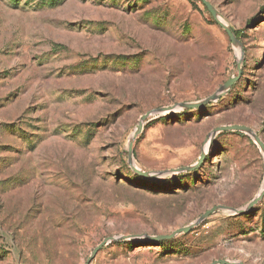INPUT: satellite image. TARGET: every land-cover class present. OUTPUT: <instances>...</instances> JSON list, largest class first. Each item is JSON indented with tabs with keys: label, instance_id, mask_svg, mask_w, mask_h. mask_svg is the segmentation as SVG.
Wrapping results in <instances>:
<instances>
[{
	"label": "rangeland",
	"instance_id": "1",
	"mask_svg": "<svg viewBox=\"0 0 264 264\" xmlns=\"http://www.w3.org/2000/svg\"><path fill=\"white\" fill-rule=\"evenodd\" d=\"M208 1L239 43L202 0H0V264H85L108 236L171 234L264 191L259 142L215 131L264 143V0ZM221 259L264 264V196L91 264Z\"/></svg>",
	"mask_w": 264,
	"mask_h": 264
},
{
	"label": "water",
	"instance_id": "2",
	"mask_svg": "<svg viewBox=\"0 0 264 264\" xmlns=\"http://www.w3.org/2000/svg\"><path fill=\"white\" fill-rule=\"evenodd\" d=\"M203 3L207 6V8L209 9V11L212 13V15L214 16V18L220 23V25L227 31V33L229 34L233 44H237L239 43L238 38L236 37L235 33L233 32V30L227 26L224 22H222L219 17H218V12L216 11V9L213 7V5L208 1V0H202ZM237 77H233L230 80H228L225 84H223L221 86V88L218 90V92H216L215 94H212L211 96H209L208 98L197 102V103H179L177 104L180 107H183L185 109H192V108H198V107H202L204 105H206L207 103H210L214 100H217L218 98H220L222 95H224L232 86L233 84L236 82ZM172 107H164V108H160L159 111H167V110H171ZM151 115V112H147L144 115H142L140 122L137 126V129L135 131L134 134V138L137 137L144 129V125L146 120L149 118V116ZM217 130H222V131H228V130H239V131H243V132H248L251 133L254 138L259 142L260 146L262 147V149H264V143L261 141L260 137L255 134L253 132V130L245 125H225V126H221L219 128H217L215 131ZM133 142H130L129 144V148H128V156H129V161L130 163L133 165ZM206 158V152H202L199 161L191 166H186V167H180L177 169H173L172 171L174 172H184V171H193L195 169H197L198 167L201 166V164L204 162ZM135 169L137 171H139L140 173L146 175V176H150V175H154V174H150V172H144L142 170H139L135 167ZM157 175V174H156ZM264 196V191H262L256 198H254L246 208L243 209H236L227 205H217L214 206L213 208H211L210 210H208L207 212H205L195 223L186 226V227H182V228H178L177 230L173 231L171 234H161V235H150V234H129V235H119V236H108L106 237L100 244H98L94 250L92 251L91 255L88 257L87 261L85 264H91V262L94 260V258L96 257L97 253L108 243H110L111 241H115V240H126V239H144V240H148V241H162L165 239H171L174 238L176 235H178L179 233L182 232H189L194 226H196L197 224H199L202 220H204L205 218H207L208 216H210L212 213H214L217 210L220 209H226L229 210L231 212H235V213H244L248 210H251L254 205H256ZM212 264H244V263H236V262H230L228 260H216L214 261Z\"/></svg>",
	"mask_w": 264,
	"mask_h": 264
}]
</instances>
